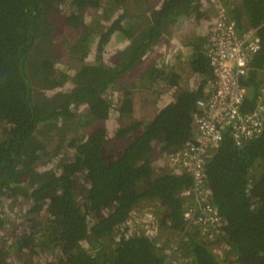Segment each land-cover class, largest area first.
I'll return each mask as SVG.
<instances>
[{
  "label": "trees",
  "instance_id": "1",
  "mask_svg": "<svg viewBox=\"0 0 264 264\" xmlns=\"http://www.w3.org/2000/svg\"><path fill=\"white\" fill-rule=\"evenodd\" d=\"M221 7L260 37L245 115L264 105V0H0V264H180L179 233L182 264H264V124L201 154L211 240L184 217L193 173L166 166L200 135Z\"/></svg>",
  "mask_w": 264,
  "mask_h": 264
},
{
  "label": "built area",
  "instance_id": "2",
  "mask_svg": "<svg viewBox=\"0 0 264 264\" xmlns=\"http://www.w3.org/2000/svg\"><path fill=\"white\" fill-rule=\"evenodd\" d=\"M223 10L221 7L215 18L216 23L212 27L215 38L208 51L216 81L209 99L198 101L199 109L204 112L196 120L200 135L194 139L193 142L196 143L192 142L190 149L180 148L165 157L167 168L178 173H193L190 187L183 191L186 206L184 217L187 224L202 231L207 240L220 235L223 223L210 200L201 169V162L204 160L201 154L206 153L209 147L218 145L227 127L231 128L239 144L243 137L262 131L264 124V105L261 103L251 113L240 115L239 111L246 95L241 78L248 72L250 58L259 50L260 37L256 30L239 36L235 20L230 19ZM259 74L258 82L264 95V70H259ZM160 165L162 166L161 162ZM180 235L181 233L170 240L172 263L184 262L176 246Z\"/></svg>",
  "mask_w": 264,
  "mask_h": 264
},
{
  "label": "rangeland",
  "instance_id": "3",
  "mask_svg": "<svg viewBox=\"0 0 264 264\" xmlns=\"http://www.w3.org/2000/svg\"><path fill=\"white\" fill-rule=\"evenodd\" d=\"M186 27H188V25L186 26ZM188 29V28H187ZM187 29H186V31H187ZM183 33V32H182ZM181 32H173L172 31V34L170 35V41L171 42H173L174 44H177V45H179L180 44V42H179V39H180V35L182 34ZM181 46V45H180ZM182 47V46H181ZM147 96H145L144 98H146ZM143 107H144V109H146L147 111H149L150 113H154L155 112V109L153 108L154 106L152 105V103H151V105H149V106H147V102H144L143 104ZM146 112V111H145ZM147 113V112H146ZM152 211H153V209H152Z\"/></svg>",
  "mask_w": 264,
  "mask_h": 264
},
{
  "label": "water",
  "instance_id": "4",
  "mask_svg": "<svg viewBox=\"0 0 264 264\" xmlns=\"http://www.w3.org/2000/svg\"><path fill=\"white\" fill-rule=\"evenodd\" d=\"M194 144L196 143V141L195 142H193Z\"/></svg>",
  "mask_w": 264,
  "mask_h": 264
},
{
  "label": "clouds",
  "instance_id": "5",
  "mask_svg": "<svg viewBox=\"0 0 264 264\" xmlns=\"http://www.w3.org/2000/svg\"><path fill=\"white\" fill-rule=\"evenodd\" d=\"M193 141H194V140H193ZM193 141H192V142H193Z\"/></svg>",
  "mask_w": 264,
  "mask_h": 264
}]
</instances>
